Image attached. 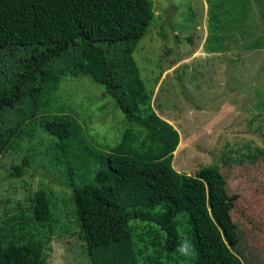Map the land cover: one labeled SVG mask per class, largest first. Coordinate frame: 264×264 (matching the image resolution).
Returning <instances> with one entry per match:
<instances>
[{
    "label": "trees",
    "instance_id": "1",
    "mask_svg": "<svg viewBox=\"0 0 264 264\" xmlns=\"http://www.w3.org/2000/svg\"><path fill=\"white\" fill-rule=\"evenodd\" d=\"M154 17L150 0H0V123L2 113L18 105L5 114L15 115V124L0 127V155L23 142V126L33 120L52 138V158L64 177L96 161L92 180L72 186L77 224L94 264H140L148 244L156 247L149 264L159 258L243 264L210 215L205 183L172 167L179 132L153 109L133 57ZM67 76L89 77L113 99L123 114L117 121L125 123L117 145L93 150L76 119L38 113L40 100ZM74 144L83 151L81 161ZM30 161L24 157L13 167L17 176ZM30 202L29 218L0 214V264H43L45 242L29 222L43 226L53 215L46 191ZM139 223L146 226L140 233ZM184 238L193 246L190 255L178 251Z\"/></svg>",
    "mask_w": 264,
    "mask_h": 264
},
{
    "label": "rangeland",
    "instance_id": "2",
    "mask_svg": "<svg viewBox=\"0 0 264 264\" xmlns=\"http://www.w3.org/2000/svg\"><path fill=\"white\" fill-rule=\"evenodd\" d=\"M150 2L155 17L133 57L153 109L179 132L172 167L205 183L210 215L241 262L264 264V0ZM40 102L41 116L65 113L76 119L93 150L119 143L125 123L117 119L123 114L89 77H64ZM17 107L2 113V131L15 124L16 116L5 114ZM25 125L23 142L0 155V214L29 218L30 199L46 191L53 219L43 226L29 222L45 242L43 264H94L72 192L92 180L96 161L64 177L65 169L52 158V138L33 120ZM72 150L81 161L80 147ZM24 157H30L29 167L17 176L13 167ZM138 225V233L146 228ZM148 245L140 264L151 263L156 247ZM159 260L155 264H175Z\"/></svg>",
    "mask_w": 264,
    "mask_h": 264
},
{
    "label": "clouds",
    "instance_id": "3",
    "mask_svg": "<svg viewBox=\"0 0 264 264\" xmlns=\"http://www.w3.org/2000/svg\"><path fill=\"white\" fill-rule=\"evenodd\" d=\"M179 145V144H178ZM178 147V146H177ZM193 250V246L190 241L185 240L182 245L179 247L178 251L182 255H190Z\"/></svg>",
    "mask_w": 264,
    "mask_h": 264
}]
</instances>
